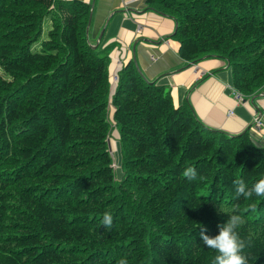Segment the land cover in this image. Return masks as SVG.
Masks as SVG:
<instances>
[{
	"label": "trees",
	"instance_id": "16d2710c",
	"mask_svg": "<svg viewBox=\"0 0 264 264\" xmlns=\"http://www.w3.org/2000/svg\"><path fill=\"white\" fill-rule=\"evenodd\" d=\"M146 5L175 22L185 63L225 61L243 99L264 92V0ZM91 14L80 0H0V264H213L200 231L233 214L247 264H264V197L234 190L264 179V146L176 108L134 60L112 89Z\"/></svg>",
	"mask_w": 264,
	"mask_h": 264
},
{
	"label": "crops",
	"instance_id": "0c3cea01",
	"mask_svg": "<svg viewBox=\"0 0 264 264\" xmlns=\"http://www.w3.org/2000/svg\"><path fill=\"white\" fill-rule=\"evenodd\" d=\"M80 1L91 5L95 1L92 43L96 44L104 31L101 48H107L110 57L119 58L123 65L135 56L148 81L170 90L176 108L189 104L208 128L229 135L248 131L257 144L264 146V92L239 101L232 71L225 61L211 58L185 63L179 56L180 44L172 39L176 25L171 18L146 11V0H139L131 8H125L122 0ZM256 122L262 123V130L255 127Z\"/></svg>",
	"mask_w": 264,
	"mask_h": 264
},
{
	"label": "clouds",
	"instance_id": "9594fccd",
	"mask_svg": "<svg viewBox=\"0 0 264 264\" xmlns=\"http://www.w3.org/2000/svg\"><path fill=\"white\" fill-rule=\"evenodd\" d=\"M189 179H194L196 173L189 169ZM234 190L236 197L243 196L245 198L255 196L264 197V179L254 183L251 188H248L243 180L234 182ZM113 222L112 215L105 213L101 224L104 228H110ZM244 222L239 215L233 214L227 217L225 223L218 225V235L210 237L204 234V230L200 231V241L203 245L216 253L213 264H247V258L242 254L245 247L244 242L239 238L237 229ZM121 264H126L121 261Z\"/></svg>",
	"mask_w": 264,
	"mask_h": 264
},
{
	"label": "rangeland",
	"instance_id": "374dc122",
	"mask_svg": "<svg viewBox=\"0 0 264 264\" xmlns=\"http://www.w3.org/2000/svg\"><path fill=\"white\" fill-rule=\"evenodd\" d=\"M138 2H139V0H136L133 3V5H135ZM131 7H128V8H131ZM114 58L116 60L121 61L119 58H116V57H114ZM112 66H113V69L111 70V73H110L111 83L113 82V80H112L113 78L112 77H113V73H114L115 68H116V63L115 62H114V64L112 63ZM114 85H115V83H114ZM111 112H112V109H111ZM109 145H110V150H111V153H112V156H113V160H114V169H115V172H116V175H117L118 179H120L121 176H122V171H121V153H120L119 135H118V133H115V131L111 135V138L109 140Z\"/></svg>",
	"mask_w": 264,
	"mask_h": 264
},
{
	"label": "built area",
	"instance_id": "2783aa9c",
	"mask_svg": "<svg viewBox=\"0 0 264 264\" xmlns=\"http://www.w3.org/2000/svg\"><path fill=\"white\" fill-rule=\"evenodd\" d=\"M123 1V5L128 8V7H131L133 5V3L136 1V0H122ZM111 58V61L112 63L114 64V62L116 63V68H115V71L113 73V82L111 83V86H112V89L115 87V85L117 84L118 82V73L120 72V70L122 69L123 67V64L121 61L119 60H116L114 57H110ZM115 83V85H114ZM234 94H235V97L239 100V101H243V97L234 91ZM112 117V116H111ZM255 127L258 129V130H262L263 128V125L261 122H256L255 123Z\"/></svg>",
	"mask_w": 264,
	"mask_h": 264
},
{
	"label": "water",
	"instance_id": "95a60500",
	"mask_svg": "<svg viewBox=\"0 0 264 264\" xmlns=\"http://www.w3.org/2000/svg\"><path fill=\"white\" fill-rule=\"evenodd\" d=\"M94 6H95V1H94L93 4H92V14H91V18H90L89 25H88V29H87L88 32H90L91 25H92V20H93V16H94ZM103 36H104V31H102V32L100 33L99 38H98V41H97L96 45L94 46V48H97V46L100 44V42H101ZM135 46H136V45H135ZM135 48H136V47H135ZM135 48H134V52H135ZM134 62H135V64H136V67H137L138 71H139V72L142 74V76L146 79V77L144 76V74L142 73V71H141V69H140V67H139V65H138V62H137L135 56H134ZM146 80L148 81V79H146ZM151 83H152V82H151Z\"/></svg>",
	"mask_w": 264,
	"mask_h": 264
}]
</instances>
